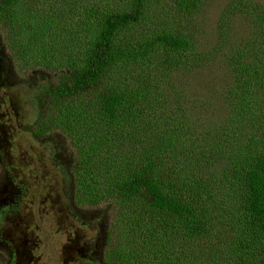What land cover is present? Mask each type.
<instances>
[{"label":"trees","instance_id":"trees-1","mask_svg":"<svg viewBox=\"0 0 264 264\" xmlns=\"http://www.w3.org/2000/svg\"><path fill=\"white\" fill-rule=\"evenodd\" d=\"M154 1L55 0L72 21L47 27L45 0H0V28L10 29L14 49L47 74L38 92L46 100L42 115L25 131L38 140L56 130L68 136L86 168L83 187L94 166L89 156L109 160L115 149L125 158L121 170L109 160L110 185L86 186L98 198L89 194L83 205L102 200L118 209L105 237L107 264H264V7L236 1L225 11L220 46L229 41L222 24L235 12L259 32L228 59V116L204 123L183 81L210 59L188 28L201 0H173L169 10L176 7L180 27L145 35ZM77 33L84 34L79 44ZM250 52L255 57L247 59ZM176 73L178 110L170 106ZM77 139L91 142L92 153Z\"/></svg>","mask_w":264,"mask_h":264},{"label":"rangeland","instance_id":"rangeland-1","mask_svg":"<svg viewBox=\"0 0 264 264\" xmlns=\"http://www.w3.org/2000/svg\"><path fill=\"white\" fill-rule=\"evenodd\" d=\"M236 1L247 0H201L200 13L188 26L189 33H194L201 41L199 53H205L210 58L202 72L198 70L183 78L185 84L192 86L186 98L195 100L193 111L204 123L228 116L223 100L230 76L228 59L236 51L234 47L249 44V37L259 32L249 27L243 11L235 12L234 18L222 24L223 34L229 41L227 45L222 39L223 45L220 46L221 19ZM249 1L264 7V0ZM116 2L118 0H111L110 5ZM154 3L153 14L155 10L157 13L153 22L141 32L145 29V35H152L153 31L180 27V20L174 23L176 7L169 10L174 6L173 0H155ZM54 4L55 0H45L42 12L44 23L47 27L58 24L66 27L65 23L72 20L68 21L66 14L60 8L57 10ZM83 35L77 33L74 42H83ZM64 36L70 37L65 32ZM9 37L10 29L0 28V264H107L109 251L105 237L114 224L118 209L102 200L95 205L83 204L90 198L89 194L96 193L92 198H98V192L88 190L89 186L105 188L113 181L108 176L107 164L121 170L126 160L116 154L115 149H110L109 160L115 161L112 164L103 155L89 156L94 166L92 163L85 176L89 183L83 187L84 181L80 178H83L81 173L86 168L79 166L80 154L68 136L56 130L49 133L45 140H38L25 131V126L34 125L39 114L42 115L39 103H46V100L38 96V92L47 74L38 65L35 67L33 57L18 53L14 49L16 44ZM217 46H220L219 50L214 49ZM261 51L258 49V52ZM261 55L258 57L264 70V56ZM248 56L247 59L255 57L251 52ZM174 76L176 79L170 86L174 92L170 106L176 105L178 110L180 73ZM262 77L264 79V72ZM227 121L230 123L229 117ZM77 143L81 145L80 149L86 148L92 153L91 142L77 139ZM128 150V147L125 148L126 152ZM107 210H110L109 214L104 215ZM178 233L179 230L175 229L174 238L179 239L181 245L182 238L178 237ZM112 244H115V247L112 246L115 255L118 241ZM160 249L159 246L157 250ZM159 259L158 262L165 263Z\"/></svg>","mask_w":264,"mask_h":264}]
</instances>
